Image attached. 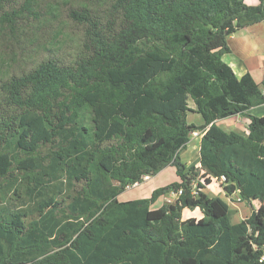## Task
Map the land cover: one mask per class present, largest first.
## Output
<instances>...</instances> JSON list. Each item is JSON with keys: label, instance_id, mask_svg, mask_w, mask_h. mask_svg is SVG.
<instances>
[{"label": "trees", "instance_id": "1", "mask_svg": "<svg viewBox=\"0 0 264 264\" xmlns=\"http://www.w3.org/2000/svg\"><path fill=\"white\" fill-rule=\"evenodd\" d=\"M66 1L84 29L70 64L41 54L57 1L0 0V43L35 58L0 68V264H264V116L249 114L264 91L224 61L229 36L264 22V0ZM237 116L247 133L217 126ZM196 132L200 167H188ZM168 167L178 181L119 201ZM213 179L260 206L231 223L204 191ZM185 209L203 217L183 220Z\"/></svg>", "mask_w": 264, "mask_h": 264}, {"label": "rangeland", "instance_id": "2", "mask_svg": "<svg viewBox=\"0 0 264 264\" xmlns=\"http://www.w3.org/2000/svg\"><path fill=\"white\" fill-rule=\"evenodd\" d=\"M50 2L57 1L59 3V7L62 13V17L59 21L56 22L54 26H51L47 30L44 28L39 30V34L43 37L41 39V44H44L45 41H50L52 46L51 51L43 50L41 51L42 56L45 58L50 56L52 58H58L61 62L65 64L73 63L76 59V54L79 51L81 41L83 38V27L76 23H73L70 19H68L67 13L72 6H76L75 4H71L66 0H49ZM260 0H245L247 5L250 6H258ZM247 30V31H243ZM250 30L251 33H245ZM249 35V36H248ZM249 37V38H248ZM246 38L247 43L253 41V44L256 45L255 50L253 49H241L238 44ZM227 43L229 48H234L241 54V63L237 60V58L231 54L224 57V61L227 64H230L236 73V75L240 78L243 75L249 73L255 81L264 84V24L259 23L253 25L251 27L242 29L237 33L231 35L227 39ZM4 43H0V68L9 71H18L22 68L26 69L31 66V61L34 59L28 58L29 56H23L21 51L8 49ZM16 55H13V54ZM33 54V53H32ZM31 54V55H32ZM38 59V57H36ZM247 68H242L243 65ZM242 68V69H241ZM188 105L191 110L196 109V105L192 98H189ZM250 115L262 117L264 116V106L257 107L252 109L249 112ZM235 120V117L230 119L220 120L218 121V127L221 129L230 132L236 131L241 133L243 127L240 124L243 122L242 119L239 120V123L234 125L232 122ZM187 122L189 124H194L196 126H200L203 124L202 116L196 112L189 111L187 113ZM239 126V128H238ZM244 130V129H243ZM200 134V132H198ZM198 134V135H199ZM200 136L192 135L190 142L188 143L186 149L181 153V161L183 163H192L196 161L199 157V149H200ZM169 169L165 174L161 176H156L152 178L151 181L143 183L140 187L126 190L119 196V201L126 202L137 199H146L150 198L152 192V187L156 186L155 189L164 187L165 185L174 182L176 178L175 168H167ZM205 175L201 172L196 173V179L198 181L204 182ZM196 180V181H197ZM197 181V182H198ZM166 183V184H164ZM170 185V184H169ZM224 182L221 180H212V184L206 187L207 194L210 197H218L225 200L230 207V220L231 223H239L241 220L248 218L254 209H257L260 206L259 202H252L249 204L248 202L238 201L240 197L239 194H235L232 196H226L225 190L223 189ZM154 189V190H155ZM153 190V191H154ZM224 190V191H223ZM150 193V194H149ZM144 194V197H143ZM164 204V200L161 202H157L154 208H158ZM199 209L195 211V214L198 215ZM197 217V216H196Z\"/></svg>", "mask_w": 264, "mask_h": 264}, {"label": "crops", "instance_id": "3", "mask_svg": "<svg viewBox=\"0 0 264 264\" xmlns=\"http://www.w3.org/2000/svg\"><path fill=\"white\" fill-rule=\"evenodd\" d=\"M259 3H260V1H259ZM250 6V5H249ZM262 24H264V22L262 23ZM256 25V24H255ZM251 27V26H250ZM248 28V27H247ZM243 31H247V30H243ZM245 33H251L250 32V30L248 31V32H245ZM249 36V35H248ZM249 38V37H248ZM239 46H241L240 48L241 49H253V50H255V48H256V45L255 44H253V41H250L249 43H247V40H246V38H244L243 39V41H241L239 44H238ZM230 50H231V55H233V56H235L236 58H237V60L241 63V61H240V59H241V54H240V52H238L237 50H234V48L232 49V48H230ZM229 55V54H228ZM227 56V55H226ZM230 65V64H229ZM243 65V67L242 68H246L245 67V65L244 64H242ZM231 66V65H230ZM232 67V66H231ZM232 68H234V67H232ZM241 68V69H242ZM247 69V68H246ZM257 82V81H256ZM257 83H259V82H257ZM260 84V88H261V90L262 91H264V84H261V83H259ZM242 119V123L240 124V126H242L243 127V129H242V131H241V133H247V130H246V126L249 124V119H247L246 117H243V116H237V117H235V120L232 122L234 125H236V124H238L239 123V120H241ZM217 125H218V122H217ZM238 128H239V126H238ZM199 133L198 132H196V133H194V134H192V135H195L196 137L197 136H200V138L202 137V133L200 132V134L198 135ZM184 164H186L188 167L189 166H191V165H193V164H196L197 165V167H200V164H199V157H198V159L196 160V161H194V162H192V163H184ZM168 168H173V167H168ZM169 169H165V170H163L161 173H159L158 175L159 176H161V175H163V174H165L167 171H168ZM157 175V176H158ZM156 177V176H155ZM152 178H154V177H150V178H147V179H145V181L143 182V183H145V182H149V181H151L152 180ZM176 181H178V178H177V176H176V178H175V181L174 182H176ZM142 183V184H143ZM171 183H173V182H171ZM171 183H169V184H171ZM195 183H197L196 181H195ZM142 184H137V185H134V186H132V187H130V188H128L127 190H131V189H134V188H138V187H140ZM164 184H166V183H164ZM169 184H167V185H165V186H168ZM164 186V187H165ZM156 186H154V187H152V189H151V192L153 193L156 189ZM160 188H162V187H160ZM155 189V190H154ZM158 189V188H157ZM224 189V188H223ZM154 190V191H153ZM206 193H207V190L205 189L204 190ZM224 191V190H223ZM150 194V193H149ZM152 195V194H151ZM209 195V194H208ZM143 197H144V194H143ZM151 197V196H150ZM178 198V196L175 194V193H172V194H168L167 196H165V197H162V198H160L159 200H158V202H161L162 200H164V204L165 203H172V202H174L176 199ZM141 199H143V198H141ZM147 199V198H146ZM138 200V199H137ZM156 205V204H155ZM161 207V206H160ZM159 208V207H158ZM156 209V208H155ZM196 210H198V209H196ZM195 210V211H196ZM195 211H191V210H188V209H185L184 211H183V220H187V219H190V218H196V219H201L202 217H203V215H202V213H201V211L199 210V212H198V215H196L195 214ZM197 216V217H196ZM242 221V220H241Z\"/></svg>", "mask_w": 264, "mask_h": 264}, {"label": "built area", "instance_id": "4", "mask_svg": "<svg viewBox=\"0 0 264 264\" xmlns=\"http://www.w3.org/2000/svg\"><path fill=\"white\" fill-rule=\"evenodd\" d=\"M147 179V178H146ZM219 181V180H218ZM221 181H223L224 182V179H222ZM182 194V191H179L176 195L177 196H180ZM238 201H241V199L240 198H238ZM264 261V256L262 257V259L260 260V262H263Z\"/></svg>", "mask_w": 264, "mask_h": 264}]
</instances>
